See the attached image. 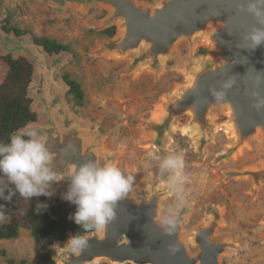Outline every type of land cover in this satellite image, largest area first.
I'll use <instances>...</instances> for the list:
<instances>
[{"label":"water","instance_id":"obj_1","mask_svg":"<svg viewBox=\"0 0 264 264\" xmlns=\"http://www.w3.org/2000/svg\"><path fill=\"white\" fill-rule=\"evenodd\" d=\"M51 1L59 11L67 6L108 10L102 31L114 27L117 32L105 42L106 49L121 59L134 56L136 67H176L179 45L185 43L194 50L201 41L212 54L192 65L177 93L161 104L153 131L157 136L165 135L186 119L207 141L213 134L216 115L226 113L228 120L223 127L232 137L229 150L241 152L253 139H259L264 151V109L254 107L257 100L253 95L258 92L264 97V45L255 50L245 47L244 35L251 27L261 25L239 10L244 0H160L153 6L137 0ZM0 49L4 57L25 58L33 67L27 97L42 125L32 129L52 151V168L57 173L49 188L52 195L45 196L42 204L51 215L53 207L66 202L62 196L75 166L89 160L114 164L115 158L65 108L61 95L66 90L64 85L67 93L69 86L58 78L60 59H52L63 52L50 55L33 35L18 37L13 32L6 33L1 25ZM233 78L232 87L224 89L223 85ZM213 91H224L226 100L217 104ZM244 176L255 187L264 186V162ZM137 186L135 181L127 197L118 202L112 224L103 232L84 234L89 241L87 249L69 253L64 245L72 234L65 241L54 242L53 250L57 251L55 246L59 249L54 257L56 264H221L222 255L234 250L231 244L218 240L221 221L215 217L194 231L190 241L196 252L191 253L181 213L175 234L166 235L161 229V205L168 191L154 187L142 199L136 193ZM173 245L175 251L171 250Z\"/></svg>","mask_w":264,"mask_h":264},{"label":"rangeland","instance_id":"obj_2","mask_svg":"<svg viewBox=\"0 0 264 264\" xmlns=\"http://www.w3.org/2000/svg\"><path fill=\"white\" fill-rule=\"evenodd\" d=\"M137 1L151 6L160 2ZM108 13L99 7L76 6L59 11L51 0H0L2 28L26 30L27 34L70 47L52 59L61 61L58 78L68 75L81 84L86 102L79 106L69 101L64 85L61 98L65 108L86 126L92 139L114 155V165L136 177L138 197L146 198L154 187L168 191L162 200L163 213L176 200L167 187L170 174L160 171L154 156L183 153L188 179L183 186L186 204L181 214L191 253L196 252L190 241L196 228L220 217L218 240L234 247L222 255L221 264H264V186L255 187L244 176L264 162L259 139L232 153V141L220 129L228 120L226 113L216 115L213 134L207 141L186 119L165 135L157 136L152 129L161 104L177 93L188 69L211 55V50L201 41L194 50L181 43L176 67H136L134 56L121 59L106 49L109 38L102 30ZM3 55L0 49V82L8 72ZM36 125L42 123L37 121L28 129ZM55 248L57 255L59 249ZM35 259L34 241L28 231L21 230L17 239L0 240V264H33Z\"/></svg>","mask_w":264,"mask_h":264},{"label":"clouds","instance_id":"obj_3","mask_svg":"<svg viewBox=\"0 0 264 264\" xmlns=\"http://www.w3.org/2000/svg\"><path fill=\"white\" fill-rule=\"evenodd\" d=\"M239 10L247 12L261 25L251 27L243 37L245 47L255 50L264 45V0H244ZM234 83V78L229 79L223 88L229 89ZM212 94L217 104L226 100L224 91H213ZM253 95L257 100L254 107L258 111L264 109V97L258 92ZM154 158L160 171L170 174L167 187L176 200L166 208L160 219L162 231L171 236L177 231L180 213L186 204V198L182 195L188 179L184 172L185 160L183 153L177 151ZM52 163L53 153L38 137L37 130L26 129L10 135L7 143L0 142V199L10 201L15 193L29 200L51 196L49 188L57 179ZM70 178V185L62 199L76 206L75 213L69 219L83 229L82 233L103 232L112 224L116 220L118 202L131 192L136 179L133 174L125 173L112 163L97 160L75 166ZM8 184L14 186V192L8 191V195H5ZM41 207L43 205H37V210ZM5 213L4 205H0V223L6 220ZM82 233L71 236L65 243L64 247L69 253H79L88 248L89 241ZM170 247L172 251L176 250L174 245Z\"/></svg>","mask_w":264,"mask_h":264},{"label":"trees","instance_id":"obj_4","mask_svg":"<svg viewBox=\"0 0 264 264\" xmlns=\"http://www.w3.org/2000/svg\"><path fill=\"white\" fill-rule=\"evenodd\" d=\"M6 33L14 32L20 37L28 33L18 28L9 29L3 27ZM116 28H110L103 32V35L112 38ZM36 43L43 46L50 54H60L70 51V47L60 44L54 39L38 37L34 35ZM205 53L204 50L201 51ZM8 66V72L0 82V142L7 143L12 134L18 133L29 123L37 121V115L31 111L32 101L27 97L28 87L31 83L33 67L25 58L14 60L12 56H5L2 59ZM69 86V101L79 106H84L86 96L79 82L72 80L68 75L63 77ZM14 192V186L10 185L5 192ZM45 196L25 199L15 193L10 201L0 199V205L6 209V220L0 223V240L17 239L21 230H26L34 241L35 261L33 264H56L54 257L56 252L52 246L56 241H65L69 234L73 236L83 232V229L76 225L69 217L76 211V206L66 201L53 207L51 215L41 207ZM90 231L87 233H92ZM87 233H82L87 234ZM22 264H26L23 262Z\"/></svg>","mask_w":264,"mask_h":264},{"label":"bare ground","instance_id":"obj_5","mask_svg":"<svg viewBox=\"0 0 264 264\" xmlns=\"http://www.w3.org/2000/svg\"><path fill=\"white\" fill-rule=\"evenodd\" d=\"M120 33H122V32H120ZM156 115H157V113H156ZM222 115V114H221ZM220 115V116H221ZM227 115V114H226ZM225 115H223V117H224ZM218 117V116H217ZM218 118H220V117H218ZM218 120V119H217ZM220 123V122H219ZM222 123V122H221ZM220 123V124H221ZM223 123H226V122H223ZM221 127V126H220ZM225 127V126H224ZM224 127H222V128H220L222 131H224L226 134H227V136H228V138L230 139V140H232L231 138V135H230V133H229V131H228V129L227 128H224ZM183 128V127H182ZM178 129V128H177ZM179 130V129H178ZM187 133H188V131H187ZM185 134V133H184ZM225 134V135H226ZM230 143V142H229ZM259 164V163H258ZM140 197V196H139ZM171 197V196H170ZM143 198V197H142ZM212 221V220H211ZM197 229V228H196Z\"/></svg>","mask_w":264,"mask_h":264}]
</instances>
